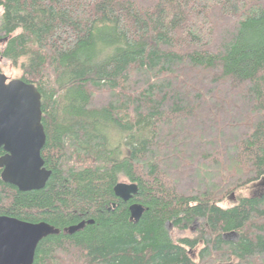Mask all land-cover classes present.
Wrapping results in <instances>:
<instances>
[{
    "label": "trees",
    "instance_id": "1",
    "mask_svg": "<svg viewBox=\"0 0 264 264\" xmlns=\"http://www.w3.org/2000/svg\"><path fill=\"white\" fill-rule=\"evenodd\" d=\"M2 60L41 95L51 175L0 179V216L60 231L33 264H264V0H0Z\"/></svg>",
    "mask_w": 264,
    "mask_h": 264
},
{
    "label": "water",
    "instance_id": "2",
    "mask_svg": "<svg viewBox=\"0 0 264 264\" xmlns=\"http://www.w3.org/2000/svg\"><path fill=\"white\" fill-rule=\"evenodd\" d=\"M41 119V95L37 88L0 73V149L3 151L0 179L20 192L43 189L51 175L41 157L46 142ZM113 193L126 203L137 195L138 187L133 183L118 182ZM128 211L129 220L137 223L145 208L132 203ZM92 223L82 221L70 226L65 233L72 235ZM59 233L45 222L28 223L0 216V264H33L40 241Z\"/></svg>",
    "mask_w": 264,
    "mask_h": 264
},
{
    "label": "rangeland",
    "instance_id": "3",
    "mask_svg": "<svg viewBox=\"0 0 264 264\" xmlns=\"http://www.w3.org/2000/svg\"><path fill=\"white\" fill-rule=\"evenodd\" d=\"M0 66L2 67V73L7 76L9 79H19V71L16 69H13L6 61L2 60L0 61ZM127 154V150L122 151V156ZM119 182H128L127 180L121 178ZM257 189L250 188L249 190L245 191V194H250V193H256ZM232 205V202L224 201L223 203L220 204L222 207H229ZM169 232L171 233L172 237H182V236H191L192 233L189 231H179L176 229H173L172 227H168ZM232 238V236L230 237Z\"/></svg>",
    "mask_w": 264,
    "mask_h": 264
},
{
    "label": "bare ground",
    "instance_id": "4",
    "mask_svg": "<svg viewBox=\"0 0 264 264\" xmlns=\"http://www.w3.org/2000/svg\"><path fill=\"white\" fill-rule=\"evenodd\" d=\"M117 184V183H116ZM232 197V196H231ZM234 197V196H233ZM229 199V198H228ZM232 199V198H231Z\"/></svg>",
    "mask_w": 264,
    "mask_h": 264
}]
</instances>
